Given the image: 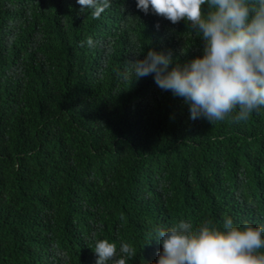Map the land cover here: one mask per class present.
I'll return each instance as SVG.
<instances>
[{"label":"trees","instance_id":"16d2710c","mask_svg":"<svg viewBox=\"0 0 264 264\" xmlns=\"http://www.w3.org/2000/svg\"><path fill=\"white\" fill-rule=\"evenodd\" d=\"M110 4L96 19L77 0H0V264H96V239L155 264L158 228L264 226V107L192 120L152 75L125 79L149 48L171 51L170 70L203 42Z\"/></svg>","mask_w":264,"mask_h":264},{"label":"clouds","instance_id":"9594fccd","mask_svg":"<svg viewBox=\"0 0 264 264\" xmlns=\"http://www.w3.org/2000/svg\"><path fill=\"white\" fill-rule=\"evenodd\" d=\"M77 2L80 12L91 10L96 19L111 6L110 0ZM136 7L173 25L185 21L188 30L201 36L202 56L169 70L171 51L149 48L143 59L127 61L125 79L130 73L135 80L152 75L160 89L184 98L192 120L223 121L238 110L234 120L246 121L264 107V0H136ZM153 239L162 245L155 264H264V226L240 228L231 218L222 228L210 220L197 227L182 220L156 229ZM92 249L96 264H127L124 257L136 255L122 243L123 256L117 257L116 244L107 239H96Z\"/></svg>","mask_w":264,"mask_h":264}]
</instances>
